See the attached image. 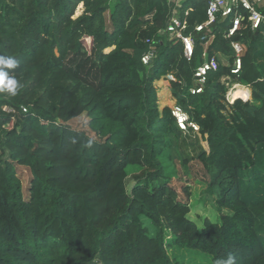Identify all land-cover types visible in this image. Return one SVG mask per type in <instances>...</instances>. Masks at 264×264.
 Segmentation results:
<instances>
[{
    "label": "trees",
    "instance_id": "trees-1",
    "mask_svg": "<svg viewBox=\"0 0 264 264\" xmlns=\"http://www.w3.org/2000/svg\"><path fill=\"white\" fill-rule=\"evenodd\" d=\"M205 8L178 7L195 41L187 59L159 31L167 0H0V55L20 61L11 74L21 84L0 93V264H215L228 253L264 264V36L244 21L227 37L221 17L196 31ZM233 40L245 45L238 73ZM203 51L217 68L191 93ZM175 103L197 131L178 128ZM83 113L82 127L68 123ZM183 133L196 135L220 211L199 226L166 162ZM17 165L30 171L26 188ZM130 165L139 168L128 175Z\"/></svg>",
    "mask_w": 264,
    "mask_h": 264
},
{
    "label": "built area",
    "instance_id": "built-area-1",
    "mask_svg": "<svg viewBox=\"0 0 264 264\" xmlns=\"http://www.w3.org/2000/svg\"><path fill=\"white\" fill-rule=\"evenodd\" d=\"M206 3L205 19L202 22L194 24L193 28L196 31L210 32L212 24L218 17L229 19V26L226 36L234 35L242 22H246L252 30L259 29L264 36V0H204ZM181 0H167L170 5L171 14L165 24V27L159 31L168 35L170 39L179 41L182 47L183 56L187 59L193 54L195 41L192 33L187 30V22L178 15V7ZM212 37V35H209ZM149 44L148 49L141 55V61L148 64L155 55V46L150 38H146ZM231 46L234 50V66L231 68L232 73H238L241 64V56L245 50V45L240 41H231ZM204 59L196 66L193 72L194 84L190 86L191 93H198L203 90L207 80L208 72L217 68L218 61L214 56L207 57L203 51ZM168 79L173 78L171 74L165 75ZM222 82L228 85V77L221 78ZM239 84V83H235ZM232 84L228 91L235 85ZM227 91V92H228ZM229 103L233 100L227 99ZM6 111H13L9 106H4ZM21 109L26 111V107L21 105ZM171 114L180 130L183 132L197 131L199 125L190 119L188 112L178 103L173 104Z\"/></svg>",
    "mask_w": 264,
    "mask_h": 264
},
{
    "label": "rangeland",
    "instance_id": "rangeland-1",
    "mask_svg": "<svg viewBox=\"0 0 264 264\" xmlns=\"http://www.w3.org/2000/svg\"><path fill=\"white\" fill-rule=\"evenodd\" d=\"M81 10L82 4H79L74 15L79 14ZM168 73L171 74L170 72H167L166 74ZM243 88L241 90H243ZM164 89L167 90V87L164 86ZM228 92L225 94L226 100L230 99L228 94L231 93ZM85 120L86 115L83 113L69 120L68 123L75 127H82ZM195 138L196 135L193 133H183L178 138H174L172 147L168 151L171 156L167 157L166 162L168 164V171L172 174V182L177 185L178 188L182 185L189 188V217L192 218L199 226L202 224V220L204 218H209L212 221L218 220L220 211L216 208L214 197L206 191L205 169L195 157L196 152L198 151L197 147H194L193 143ZM182 157L187 160L186 163L182 162ZM138 168V166L130 165L126 168V172L129 175ZM17 173L21 178L23 188H26L30 177L29 169L26 166L17 165ZM129 185L130 183L127 184V188ZM141 218L147 226L149 233H153L154 227L150 223L149 219L145 216H142Z\"/></svg>",
    "mask_w": 264,
    "mask_h": 264
},
{
    "label": "clouds",
    "instance_id": "clouds-1",
    "mask_svg": "<svg viewBox=\"0 0 264 264\" xmlns=\"http://www.w3.org/2000/svg\"><path fill=\"white\" fill-rule=\"evenodd\" d=\"M20 61L12 55H0V93L15 96L21 87L20 82L11 74L18 68ZM215 264H236V257L228 253L225 257L218 258Z\"/></svg>",
    "mask_w": 264,
    "mask_h": 264
},
{
    "label": "crops",
    "instance_id": "crops-1",
    "mask_svg": "<svg viewBox=\"0 0 264 264\" xmlns=\"http://www.w3.org/2000/svg\"><path fill=\"white\" fill-rule=\"evenodd\" d=\"M243 87H244V88H243V90H244V89L246 88V85H243ZM238 91H242V90H238Z\"/></svg>",
    "mask_w": 264,
    "mask_h": 264
}]
</instances>
